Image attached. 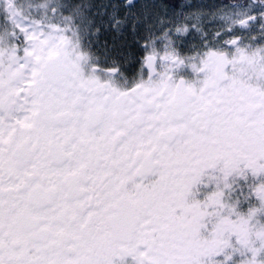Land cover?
Listing matches in <instances>:
<instances>
[{
	"label": "snow or ice",
	"instance_id": "1",
	"mask_svg": "<svg viewBox=\"0 0 264 264\" xmlns=\"http://www.w3.org/2000/svg\"><path fill=\"white\" fill-rule=\"evenodd\" d=\"M205 7L0 0V264H264V0Z\"/></svg>",
	"mask_w": 264,
	"mask_h": 264
},
{
	"label": "rangeland",
	"instance_id": "2",
	"mask_svg": "<svg viewBox=\"0 0 264 264\" xmlns=\"http://www.w3.org/2000/svg\"><path fill=\"white\" fill-rule=\"evenodd\" d=\"M195 2L205 5L206 6L205 11H208L209 9L215 10L216 6H222V5L231 3V2H223L221 0H195ZM216 27L217 25L215 23L208 24L206 30L213 31V30H216Z\"/></svg>",
	"mask_w": 264,
	"mask_h": 264
},
{
	"label": "flooded vegetation",
	"instance_id": "3",
	"mask_svg": "<svg viewBox=\"0 0 264 264\" xmlns=\"http://www.w3.org/2000/svg\"><path fill=\"white\" fill-rule=\"evenodd\" d=\"M214 31L215 30L208 31L209 35H211V33ZM224 38L227 39V37H224ZM114 264H134V261H133L132 257L129 256V257H125L123 261H120L119 259H114Z\"/></svg>",
	"mask_w": 264,
	"mask_h": 264
},
{
	"label": "trees",
	"instance_id": "4",
	"mask_svg": "<svg viewBox=\"0 0 264 264\" xmlns=\"http://www.w3.org/2000/svg\"><path fill=\"white\" fill-rule=\"evenodd\" d=\"M221 1H223V2H231V3L235 2V0H221Z\"/></svg>",
	"mask_w": 264,
	"mask_h": 264
}]
</instances>
